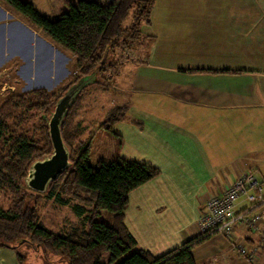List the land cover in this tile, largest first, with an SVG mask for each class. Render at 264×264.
<instances>
[{
	"label": "crops",
	"instance_id": "0c3cea01",
	"mask_svg": "<svg viewBox=\"0 0 264 264\" xmlns=\"http://www.w3.org/2000/svg\"><path fill=\"white\" fill-rule=\"evenodd\" d=\"M53 1L62 12L65 0ZM7 15L18 24L11 27L14 38L32 35L67 55L0 1V24H7ZM143 32L153 37L149 51L127 53L119 72L130 66L134 92L146 94L158 116L140 115L141 126L119 123L118 136L124 158L161 171L129 194L125 211L139 246L160 257L200 235L197 220L212 195L208 162L235 154L241 163L229 183L250 171L264 176V0H155ZM19 53L10 48L4 53L0 73L25 59ZM223 140L236 153L229 148L223 153ZM247 206L243 199L237 209ZM234 232L233 241H259L264 224L260 233L242 227ZM230 248L216 233L192 254L196 264H248ZM0 264H18L15 251L0 247ZM256 264H264V243Z\"/></svg>",
	"mask_w": 264,
	"mask_h": 264
},
{
	"label": "trees",
	"instance_id": "16d2710c",
	"mask_svg": "<svg viewBox=\"0 0 264 264\" xmlns=\"http://www.w3.org/2000/svg\"><path fill=\"white\" fill-rule=\"evenodd\" d=\"M0 1L41 30L70 57L75 70L70 83L58 91L19 87L0 106V200L4 201L0 204V247L17 250L26 243L46 255H59L68 264H196L193 247L211 235H199L160 257L138 246L125 224L129 194L161 171L123 158L89 165L94 131L85 137L87 129L77 121L87 88L69 108L61 127L70 166L45 193L29 189L25 182L32 164L53 152L49 119L58 100L94 72L98 74L95 84L105 90L110 87L124 56L132 51L140 54L143 39L153 38L143 28L151 24L155 0H65L64 10L58 12L56 6L58 14L53 19L40 14L31 0ZM127 114V106L114 108L98 129L118 136L113 130L118 123L132 121L141 126ZM51 201L70 208L74 220L65 219L62 227L47 224L43 210ZM17 261L26 264V257L17 253Z\"/></svg>",
	"mask_w": 264,
	"mask_h": 264
},
{
	"label": "rangeland",
	"instance_id": "374dc122",
	"mask_svg": "<svg viewBox=\"0 0 264 264\" xmlns=\"http://www.w3.org/2000/svg\"><path fill=\"white\" fill-rule=\"evenodd\" d=\"M31 2L40 14L49 19L54 18L55 12L58 14V12L61 11V8L58 10L55 7L54 9L53 0H31ZM7 17V24H0V63L2 60H6L7 56L4 55V53L7 52L9 48L22 52L19 54L25 59H18V63L7 66L8 69L0 73V106L5 97L11 92L16 91L19 87L22 91H27L43 86L47 88L49 92H55L58 91L60 87L68 85L75 74L70 57L63 53L60 54V51L57 52L58 50L49 45H44L42 42L38 41L37 38H33L34 40H32V35H27L23 40L20 36L14 38V36H12L11 27H16L18 24L14 25L13 19H11L9 15H7ZM149 45V39H143L142 45L140 46L143 55L145 52L149 51ZM129 67V65H126L125 68L124 66L121 67L122 69L119 74L113 76L111 85L107 90H105L103 86L93 83L87 87L86 92L83 94L84 98L78 111L77 121L81 123L85 130L87 129L85 137L88 136L89 131H94L92 151L88 158L89 165L96 166L100 159L106 162L118 161L119 158L127 159L124 158L122 154L121 138L113 135L108 130L98 129V126L104 122L107 115L114 108L127 106V117L129 119L136 118L140 120V115L158 116L157 111L152 109L154 104L151 103L149 97L142 92L137 91V94L134 92V88L131 85L134 77L131 76ZM117 71H119V67ZM119 128V123L113 128L116 135H121L119 133ZM124 134L126 135V139L128 138L129 140V133ZM224 138H226V134ZM224 141L225 140H223V144L221 145L223 153L224 149L227 148H229L231 152L236 153L235 145L233 146L230 141V143H225ZM217 147L219 146H216V148ZM223 153L219 155H223ZM222 159L224 161L208 162L213 174V178L210 181L212 184L210 194H215V190L218 188L228 186L236 173L234 169L235 166L241 163L235 160V154L229 155L228 153H224V158ZM260 172L264 174V170ZM248 173L253 174L258 180L263 181L264 176H261L260 173H258L259 175H255L252 171ZM3 203L4 201L0 200V204ZM48 205L49 206L43 210L44 219L47 224L53 223V227L58 225L62 227L65 219L69 221L74 220L70 208L55 205L53 201L49 202ZM230 249L235 251L232 246ZM10 250L15 251L16 259L17 253L25 256L26 264H68V261L59 258V255L51 253L46 255L43 251L36 250L32 245L26 243L19 244L17 250ZM245 261L251 264L246 259Z\"/></svg>",
	"mask_w": 264,
	"mask_h": 264
},
{
	"label": "built area",
	"instance_id": "2783aa9c",
	"mask_svg": "<svg viewBox=\"0 0 264 264\" xmlns=\"http://www.w3.org/2000/svg\"><path fill=\"white\" fill-rule=\"evenodd\" d=\"M124 60L123 58L120 63ZM110 72L116 71H109V74ZM243 199L249 206L237 209ZM197 223L200 235H223L239 255L249 263L256 264L264 243V234L255 242L233 240L235 227H242L252 234L261 232V226L264 224V181L258 180L251 173H244L228 186L218 188L205 202Z\"/></svg>",
	"mask_w": 264,
	"mask_h": 264
},
{
	"label": "water",
	"instance_id": "95a60500",
	"mask_svg": "<svg viewBox=\"0 0 264 264\" xmlns=\"http://www.w3.org/2000/svg\"><path fill=\"white\" fill-rule=\"evenodd\" d=\"M96 72L82 77L73 84L56 103L49 119V135L53 147L51 156L34 162L25 179L29 189L45 193L51 182L56 181L70 166V153L62 138L61 127L69 108L74 105L83 90L95 83Z\"/></svg>",
	"mask_w": 264,
	"mask_h": 264
}]
</instances>
